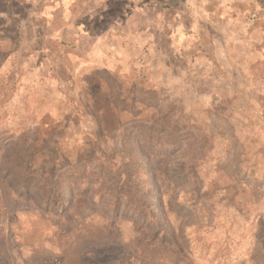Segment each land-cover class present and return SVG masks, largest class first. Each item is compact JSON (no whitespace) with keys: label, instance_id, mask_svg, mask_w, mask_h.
<instances>
[{"label":"rangeland","instance_id":"obj_1","mask_svg":"<svg viewBox=\"0 0 264 264\" xmlns=\"http://www.w3.org/2000/svg\"><path fill=\"white\" fill-rule=\"evenodd\" d=\"M0 264H264V0H0Z\"/></svg>","mask_w":264,"mask_h":264},{"label":"trees","instance_id":"obj_2","mask_svg":"<svg viewBox=\"0 0 264 264\" xmlns=\"http://www.w3.org/2000/svg\"><path fill=\"white\" fill-rule=\"evenodd\" d=\"M154 143H155L154 136L151 135V139L149 140L148 145L152 146ZM158 145L159 146H157V147L159 148L160 151H162V153H169L168 151L174 150V148H176L174 143H171V142L169 143V142H165V141H161V140H159ZM145 194H146V198H148L149 192L146 191ZM48 200L49 199H47V202H48ZM117 204L121 205V203L119 201H117ZM60 205H61V207L64 206V204H60ZM152 207H153L152 205L149 207H145V205H142V208H144V211L141 212V215L143 217H145L146 219L151 220V223H153V226H155L156 230H157V229H160V225H159L158 220H157V215L155 214V211Z\"/></svg>","mask_w":264,"mask_h":264}]
</instances>
